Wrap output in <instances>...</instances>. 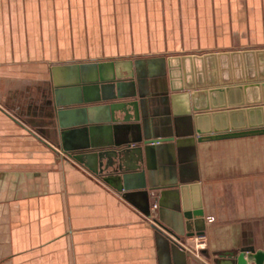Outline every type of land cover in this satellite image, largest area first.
I'll list each match as a JSON object with an SVG mask.
<instances>
[{"label":"crops","instance_id":"crops-1","mask_svg":"<svg viewBox=\"0 0 264 264\" xmlns=\"http://www.w3.org/2000/svg\"><path fill=\"white\" fill-rule=\"evenodd\" d=\"M184 64L188 81L264 73V0H0V264H218L264 251V133L195 131L264 112L195 120L207 96L172 89ZM161 102L178 133L156 149L143 136ZM195 211L203 233L192 223L187 236Z\"/></svg>","mask_w":264,"mask_h":264},{"label":"water","instance_id":"water-1","mask_svg":"<svg viewBox=\"0 0 264 264\" xmlns=\"http://www.w3.org/2000/svg\"><path fill=\"white\" fill-rule=\"evenodd\" d=\"M227 57L230 58V56L233 55V53H224ZM220 55L215 56L214 59L217 62L219 59ZM217 68V66H216ZM231 69V68H230ZM217 77L218 75V68L216 69ZM204 72V71H203ZM202 72V73H203ZM258 73L254 75L252 78L249 76H243L240 79L237 78H230L228 80L224 79H217L216 81H207V82H202V81H195L194 79L191 81L187 80V71L185 69V64L183 67V70L181 73H178L177 75L174 76V78H177L179 81V85L177 86H172V89L174 90H193L191 93L192 97H198V95L202 94L207 96L205 104L203 107H197L193 106L194 110V118L195 120L202 114L200 112L208 110V109H213L214 111L212 113H204L207 115L210 119L213 118L215 115L218 114H223L225 118L228 119V116L235 110L233 108H236L238 106L242 105H250L254 104L256 107H258L259 110L264 112V105H258L264 103V96L258 98L254 102H250L247 100H241L240 102H234V101H225L223 103L220 102H212L209 99V95L212 93H217V94H226L230 90H239L242 93L248 89V87H257L259 91L264 90V73H262V69L260 67L258 68ZM196 74V72H195ZM192 71L189 72V75H195ZM207 74L206 72L204 75ZM259 80V81H258ZM242 83V84H240ZM219 85H224L223 87H220ZM164 101V100H162ZM163 106V112L164 114L161 115H151L148 118L149 123L151 124V130L149 128H146V123L144 127V141L145 143L149 144H154L155 148H159L161 143L167 142L173 138V134L178 133V117H171L169 113V109H167V104H164V102H161ZM258 105V106H257ZM256 107H248V108H242L238 109L244 112L245 114L250 111L251 108H256ZM190 116V115H188ZM154 120H157L156 124ZM196 133H198V140L203 141V140H215L219 138H225V137H233V136H238V135H247V134H252V133H264V120L259 122V123H245L241 126H235L230 123H226L225 126L223 127H217V126H211L208 129H202L200 127L195 128ZM201 211H195L192 213L190 212H184V217L186 219L185 222V230L186 234L188 235H193L194 231L192 230V223L195 224V233L196 234H201L203 233V229L197 225L198 222H200L201 219ZM194 217V221L191 219ZM240 255H237L235 258H230L229 259H223L224 261H220L221 259H217L216 262L220 264V262H225V264H246V260L243 257L244 252H254V249L252 247H244L241 250ZM250 254V253H248ZM250 261H253L255 264H263L264 263V251H257L256 253L250 254L249 259Z\"/></svg>","mask_w":264,"mask_h":264},{"label":"rangeland","instance_id":"rangeland-1","mask_svg":"<svg viewBox=\"0 0 264 264\" xmlns=\"http://www.w3.org/2000/svg\"><path fill=\"white\" fill-rule=\"evenodd\" d=\"M238 72H239V70H238Z\"/></svg>","mask_w":264,"mask_h":264}]
</instances>
